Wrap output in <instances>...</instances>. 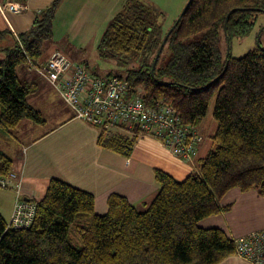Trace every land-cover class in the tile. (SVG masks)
<instances>
[{"label": "trees", "instance_id": "trees-1", "mask_svg": "<svg viewBox=\"0 0 264 264\" xmlns=\"http://www.w3.org/2000/svg\"><path fill=\"white\" fill-rule=\"evenodd\" d=\"M60 1L40 11L26 32L0 31L3 132L23 120L43 123L27 103L35 85L20 81L16 69L35 64L53 44ZM144 11L124 6L109 21L97 51L128 64L124 77H116L129 96L140 97L148 108L158 102L171 106L199 136L197 125L215 94L212 148L181 182L155 171L160 190L142 212L111 194L107 212L97 215L91 194L51 179L39 200H29L35 204L29 227H10L0 214V264H220L235 255L234 240L224 231L198 224L229 209L219 202L231 189L264 198V49L240 58L229 53L230 41L246 35L256 14H264V0H188L165 41L168 31L161 33ZM136 140L100 129L97 143L128 156ZM11 169L12 160L0 150V177Z\"/></svg>", "mask_w": 264, "mask_h": 264}, {"label": "crops", "instance_id": "crops-1", "mask_svg": "<svg viewBox=\"0 0 264 264\" xmlns=\"http://www.w3.org/2000/svg\"><path fill=\"white\" fill-rule=\"evenodd\" d=\"M24 6L19 14L0 12V31L15 35L26 32L40 11L53 0H12ZM90 6L93 13L103 18V24L112 19L117 0H79ZM85 16H89L85 14ZM102 35V34H101ZM53 42L39 57L46 60ZM27 82L35 85V92L27 96V103L38 111L43 123L21 121L9 133L0 130V150L12 160V169L21 181L22 200H39L51 179L66 182L93 196L97 215L107 212L109 195L126 198L137 210L144 211L159 192L154 172L161 171L181 182L196 170L198 159L212 148L201 142L196 156L188 161L175 157L161 142L150 135L139 136L128 156L101 148L97 139L100 129L74 118L58 93L34 71ZM25 79V77H24ZM26 82V80H24ZM26 82V83H27ZM0 214L8 222L15 194L0 190ZM227 211L199 222L204 229H220L235 240L252 232L264 230V198L254 191L229 190L219 202ZM2 212V213H1ZM220 264H251L248 260L230 256Z\"/></svg>", "mask_w": 264, "mask_h": 264}, {"label": "built area", "instance_id": "built-area-1", "mask_svg": "<svg viewBox=\"0 0 264 264\" xmlns=\"http://www.w3.org/2000/svg\"><path fill=\"white\" fill-rule=\"evenodd\" d=\"M24 6L0 0V12L19 14ZM16 36L15 34H13ZM28 70L39 74L72 110L74 118L105 130H119L137 138L155 137L175 157L188 162L196 156L201 141L194 127L182 124L176 111L162 102L148 108L140 97L128 95L126 83L116 76L102 79L72 61L57 45L50 47L43 62H29ZM21 181L14 172L0 177V189L11 190L15 201L8 226L27 228L35 216V204L20 199ZM235 256L251 264H264V230L234 240Z\"/></svg>", "mask_w": 264, "mask_h": 264}, {"label": "rangeland", "instance_id": "rangeland-1", "mask_svg": "<svg viewBox=\"0 0 264 264\" xmlns=\"http://www.w3.org/2000/svg\"><path fill=\"white\" fill-rule=\"evenodd\" d=\"M187 2L188 0H117L119 5L115 8L112 17L128 4L142 6L145 10L143 13L145 19L158 26L161 33H165L178 19ZM110 20L103 24V18L93 13L90 6L82 1L61 0L52 19L53 42L64 50L72 61L85 65L86 70L92 76L102 79L110 76L124 77L128 64L117 58H103L97 51L101 34ZM255 48L264 49V14L262 13L256 14L254 23L246 35L234 37L230 41L229 53L233 58H240ZM16 74L22 82H25L24 80L27 82L31 77V73L24 65L17 67ZM27 83L30 84V82ZM214 102L215 94L210 101L206 115L197 125V128L206 135L205 141L207 142L215 131V122L212 118ZM1 193L4 192L0 191V195Z\"/></svg>", "mask_w": 264, "mask_h": 264}, {"label": "water", "instance_id": "water-1", "mask_svg": "<svg viewBox=\"0 0 264 264\" xmlns=\"http://www.w3.org/2000/svg\"><path fill=\"white\" fill-rule=\"evenodd\" d=\"M176 23H177V22H176ZM176 23H175L174 25H176ZM168 33H169V31L167 32V34H166V36H165V38H164V41L166 40ZM164 41H163V43H164ZM161 47H162V46H161ZM160 51H161V48L158 50V52H157V54H156V57H155L154 62H153V65H154L155 61L157 60Z\"/></svg>", "mask_w": 264, "mask_h": 264}]
</instances>
